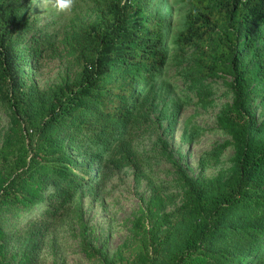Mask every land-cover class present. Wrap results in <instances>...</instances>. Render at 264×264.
<instances>
[{"label": "trees", "instance_id": "obj_1", "mask_svg": "<svg viewBox=\"0 0 264 264\" xmlns=\"http://www.w3.org/2000/svg\"><path fill=\"white\" fill-rule=\"evenodd\" d=\"M19 1L0 0V103L10 111L0 146V212L30 213L45 203L50 186L61 205L74 201L87 186L76 171L80 157L87 158L85 173L97 161L95 181L112 166L137 169L135 133L165 91L171 51L191 46V88L232 77L233 99L216 118L230 139L207 155L216 161L231 146L233 166L225 180L183 176L184 207L194 222L166 263L264 264V0H185L189 8L176 35L154 0H97L92 21H75L62 39L79 75L45 90L30 78L32 64L55 46V35L35 32ZM20 32L32 33L29 46L18 43ZM173 101L172 114L162 113L168 126L182 107ZM204 131L186 121L182 141L190 144ZM156 200L149 213L157 226ZM43 207L16 250L9 251L12 236L0 224V264H35L49 213ZM136 224L137 234L149 232L141 218ZM146 238L132 252H143ZM122 253L103 263L128 264Z\"/></svg>", "mask_w": 264, "mask_h": 264}, {"label": "rangeland", "instance_id": "obj_2", "mask_svg": "<svg viewBox=\"0 0 264 264\" xmlns=\"http://www.w3.org/2000/svg\"><path fill=\"white\" fill-rule=\"evenodd\" d=\"M161 14H166L170 31L176 35L184 22L189 6L185 0H154ZM56 0H21L16 6L24 7L34 31L54 34L55 46L48 49L40 64H32L30 78L40 89L60 85L79 75L80 68L72 65L64 36L72 32L75 21H92L97 0H73L67 12H58ZM153 12L155 9H151ZM32 33H19L18 43L29 46ZM33 42V41H32ZM192 47L174 49L164 75L165 91L148 110L149 122L142 124L135 133L132 150L136 155L135 169L130 164L102 171L101 178L94 180L97 161L85 173L87 158L77 159L78 178L87 186L77 191L74 201L61 205L51 196L54 187L44 194L45 203L39 204L30 213L0 212V224L12 236L9 251L16 250L20 234L30 218L48 207L46 229L40 239L35 264H104V258H114L123 252L128 264H167L166 258L178 247L185 231L194 222L184 207L186 186L183 176L192 179L225 180L231 174L233 148L222 151L215 161L207 154L218 144L230 137L218 129L216 118L227 104L231 103L230 75L200 80L201 90H194V77L187 69L192 63ZM174 99L182 101L175 122L168 126L165 114H172ZM198 125L203 130L190 144L182 141L185 122ZM10 127V111L0 103V146ZM164 143H163V142ZM72 152L71 147H67ZM207 164L202 167L200 160ZM93 184L91 189L88 188ZM157 199L159 222L154 225L149 207ZM36 214V215H35ZM138 218L145 224L147 233L137 234ZM144 218V219H143ZM157 221V220H156ZM147 234L143 252L132 248ZM129 247V250H128ZM127 250V251H126ZM91 254L90 256L87 254Z\"/></svg>", "mask_w": 264, "mask_h": 264}, {"label": "clouds", "instance_id": "obj_3", "mask_svg": "<svg viewBox=\"0 0 264 264\" xmlns=\"http://www.w3.org/2000/svg\"><path fill=\"white\" fill-rule=\"evenodd\" d=\"M73 6V0H56L55 7L58 12H67Z\"/></svg>", "mask_w": 264, "mask_h": 264}]
</instances>
